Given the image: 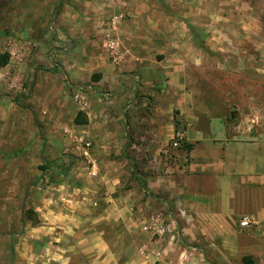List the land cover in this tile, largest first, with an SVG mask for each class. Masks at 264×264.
I'll return each mask as SVG.
<instances>
[{"label": "crops", "instance_id": "obj_1", "mask_svg": "<svg viewBox=\"0 0 264 264\" xmlns=\"http://www.w3.org/2000/svg\"><path fill=\"white\" fill-rule=\"evenodd\" d=\"M219 3L66 2L55 64L39 72L31 111L19 112L21 96L0 100V239L9 244L0 264H264V14L248 13L243 0ZM116 12L127 16L119 64L102 47ZM92 71L94 112L75 136L91 142L95 176L75 158L77 143L76 156L55 153L68 146L61 87L89 82ZM244 100L255 103L250 124ZM177 125L188 152H168Z\"/></svg>", "mask_w": 264, "mask_h": 264}, {"label": "rangeland", "instance_id": "obj_2", "mask_svg": "<svg viewBox=\"0 0 264 264\" xmlns=\"http://www.w3.org/2000/svg\"><path fill=\"white\" fill-rule=\"evenodd\" d=\"M67 1L69 0H0V46L10 43L11 46L17 49L24 45H29L30 47V50H27L25 54L23 62H13L10 64L11 59H9L6 66H0V100L3 97H8L10 101L19 100L21 96L25 99L22 101L23 106L18 108L21 114L31 111L26 100L28 95L32 96L31 94L33 93L36 78L40 74L39 72H46L47 70L44 69L45 67H54L55 59L54 57L51 58V52L57 51L60 46L58 37L61 38L60 35L62 34H60L59 16L60 12L64 10ZM219 2L222 3V0H219ZM243 3L247 4L248 13L253 11V13H259V16L264 14V0H243ZM58 4H60V12L55 14ZM258 44L264 45V18L259 21ZM64 53L67 54H63L65 60L69 62V64H72L75 61V57L73 58L69 54V51ZM56 58L58 61L60 60L59 56ZM38 62L42 63L39 64ZM259 72V77H264L262 70ZM241 74L244 77H249L251 75L249 70ZM91 75L92 81L90 80L89 82L82 83L83 85L81 86L67 84L61 87L60 96L66 102V127L62 130V145L65 144V146H68L61 150L56 149V151L52 149L51 153L55 151L56 156L60 155L62 158L64 157L66 159L71 156H76L74 155L76 152L74 137L75 134H77L75 133V128H79L80 125H83L87 115L94 112V103H91V101L87 99V94H94L92 92V89H94V71L91 72ZM228 77L234 79L239 78L238 74L235 72L229 74ZM242 88L244 95L251 94L250 81H245L242 84ZM258 88L260 94L264 92V81L259 82ZM78 95L79 98H77ZM254 105L255 103L253 104L250 100L243 101V115L246 117L249 124L250 120L253 118V116H251V111H256ZM258 105L261 109L264 107L263 102H258ZM35 121H37L36 118H34V122ZM38 126L41 125L38 123ZM32 129L39 130V128ZM27 130V128H24L25 132ZM65 130L68 131L65 132ZM38 134L40 136V141L43 142V146L47 147L50 137H46L43 128H41ZM55 136L57 137L58 135L55 134ZM47 153L48 152L45 154ZM126 154L128 157H130V155L133 156L130 157L131 168L133 167V169L138 172V163L136 161L134 162L135 157L138 155V151L132 149L126 151ZM75 158L79 159L80 162L84 160L83 157L76 156ZM44 160H47V158L44 157ZM44 166L45 162L39 167L41 169ZM27 184V186L30 185L31 187L32 181H29ZM23 212L28 216L30 214V212L26 211L25 207ZM2 246H9V244L6 241L2 242L0 239V248Z\"/></svg>", "mask_w": 264, "mask_h": 264}, {"label": "built area", "instance_id": "obj_3", "mask_svg": "<svg viewBox=\"0 0 264 264\" xmlns=\"http://www.w3.org/2000/svg\"><path fill=\"white\" fill-rule=\"evenodd\" d=\"M108 1H117V0H108ZM126 14L124 12H117L112 15L109 19L107 26L104 30L102 47L104 51L108 54L110 60L114 64H119L124 60V51L121 48V43L118 38V28L122 22L126 19ZM27 50H30L28 46H22L19 49L11 46L10 43H6L4 46H0V55L7 54L9 59H11L10 64L13 62H23ZM2 56V55H1ZM79 98V95L77 96ZM74 142L77 143V148H80V153L82 157L86 160L87 166L89 169V174L95 176L97 174L96 163L93 158H91V147L92 144L89 141H86L85 138H79L78 136L74 137ZM187 134L186 129L183 125H177L173 133L172 139L170 141L168 152L177 151V150H186L187 146ZM188 152V151H187ZM253 224L252 218L245 216L240 222L242 228H248Z\"/></svg>", "mask_w": 264, "mask_h": 264}, {"label": "trees", "instance_id": "obj_4", "mask_svg": "<svg viewBox=\"0 0 264 264\" xmlns=\"http://www.w3.org/2000/svg\"><path fill=\"white\" fill-rule=\"evenodd\" d=\"M59 12H60V4L57 5V7H56V11H55V14H57V13H59ZM8 61H9V55L5 54V55L0 56V66H1V67L6 66L7 63H8ZM85 123H86V121H85L83 124H85ZM186 149H187V151H189V150H188V149H189V145L186 146ZM41 169H46V166H44V167L41 168ZM143 186L145 187L144 184H143Z\"/></svg>", "mask_w": 264, "mask_h": 264}, {"label": "water", "instance_id": "obj_5", "mask_svg": "<svg viewBox=\"0 0 264 264\" xmlns=\"http://www.w3.org/2000/svg\"><path fill=\"white\" fill-rule=\"evenodd\" d=\"M54 52L51 53V56H53Z\"/></svg>", "mask_w": 264, "mask_h": 264}]
</instances>
